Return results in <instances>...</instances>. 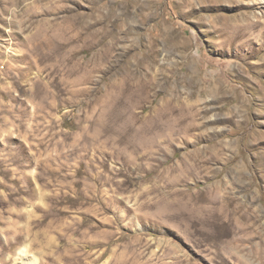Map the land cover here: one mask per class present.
<instances>
[{
	"label": "rangeland",
	"instance_id": "rangeland-1",
	"mask_svg": "<svg viewBox=\"0 0 264 264\" xmlns=\"http://www.w3.org/2000/svg\"><path fill=\"white\" fill-rule=\"evenodd\" d=\"M19 250L264 264V0H0V264Z\"/></svg>",
	"mask_w": 264,
	"mask_h": 264
},
{
	"label": "bare ground",
	"instance_id": "bare-ground-1",
	"mask_svg": "<svg viewBox=\"0 0 264 264\" xmlns=\"http://www.w3.org/2000/svg\"><path fill=\"white\" fill-rule=\"evenodd\" d=\"M105 15V14H104ZM109 16V15H108ZM110 18V17H109ZM154 49V48H153ZM151 55H153V50H151ZM146 57H148L147 55H146ZM151 57V58H150ZM149 58L151 59V61L150 62H154V60H155V58H153L152 56H150ZM141 65V64H140ZM147 73V72H146ZM203 85H205V84H203ZM212 86V85H211ZM222 87V86H221ZM220 87V89H222ZM212 88H209V90H211ZM128 93V92H127ZM196 94H197V92H196ZM200 95V94H199ZM139 97V96H138ZM138 97H136V98H138ZM172 100H175V97L174 98H172ZM175 111H176V107L175 106H172V108L167 112V113H165V116H168V120H165V123L163 122L162 123V120H158V121H154V124L153 125H151V127L150 128H156V129H164V128H169L170 129V127H173L172 126V122H173V119H172V116L175 114ZM157 115V114H156ZM162 117V116H161ZM177 122H178V120H176ZM164 126H166V127H164ZM149 128V127H148ZM93 180H95L96 181V179H93ZM60 199V198H59ZM56 200V202H57V199H55ZM55 202V203H56ZM50 211V210H49ZM48 213V212H47ZM46 213V214H47ZM50 213V212H49ZM65 230H67L66 228H65ZM62 231V230H61ZM76 231H77V229H76ZM18 258H19V260H21V263L20 264H36L37 263V259H35V258H32L31 259V261H25V259H24V255H23V250H19V252H18ZM19 262V261H18ZM15 264H16V262H15Z\"/></svg>",
	"mask_w": 264,
	"mask_h": 264
}]
</instances>
